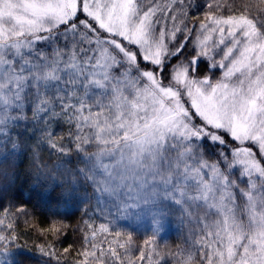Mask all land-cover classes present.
I'll use <instances>...</instances> for the list:
<instances>
[{"label": "snow or ice", "instance_id": "1", "mask_svg": "<svg viewBox=\"0 0 264 264\" xmlns=\"http://www.w3.org/2000/svg\"><path fill=\"white\" fill-rule=\"evenodd\" d=\"M6 144L30 172L0 189V248L34 235L50 264H264V0H0ZM73 154L91 162L77 202L98 209L78 247L55 195L77 183ZM34 190L53 198L29 210ZM141 199L179 213L175 248L159 220L142 243L117 226Z\"/></svg>", "mask_w": 264, "mask_h": 264}, {"label": "trees", "instance_id": "2", "mask_svg": "<svg viewBox=\"0 0 264 264\" xmlns=\"http://www.w3.org/2000/svg\"><path fill=\"white\" fill-rule=\"evenodd\" d=\"M66 130V126L62 124H57L55 126V131L57 133H62ZM35 140V137H33ZM42 151L45 153L44 158L48 159L47 153L50 151L46 146H41ZM5 151L0 153V172L4 174H0V189L4 191L10 190L11 178H15L19 173H29L30 172V157L27 152L24 153L22 157H19L16 161L15 166H10V153L11 146L6 144L4 145ZM23 160L20 165V160ZM51 163L55 164V157L51 159ZM91 166L90 163H87L86 158L83 155H71L69 163L66 167L71 168L73 172H75L77 176L76 185L72 184L71 177L68 178V183L66 185H61V187L55 193L57 199H63L66 204L70 207L68 210L64 208L60 209L62 215L58 218L62 219L64 223L70 225L67 229L68 237L67 241L73 242L76 247L79 246L78 241L80 238V233L76 231L78 228L83 227L84 220L88 219V217H84L85 209H88L91 213L95 212L98 214V209L95 206V199H86L83 203H78L77 200L81 196L84 191H87L89 195L92 193V188L88 186L86 180L80 173V169L85 166ZM18 182V181H17ZM31 183V181H29ZM78 185V186H77ZM24 200L28 201L26 205H22L27 207L29 210L34 207L39 208L40 205L48 200H51V193H42L40 191L33 192L31 198L28 194H23L22 197ZM37 214H39L40 223H48L50 216L47 211L43 214H40V209L35 210ZM99 223V220L96 221ZM168 228L166 233L161 240H165L168 244L175 248L176 244L182 242V238L186 237L187 232L183 225L177 224L174 220H168ZM23 230V228H21ZM36 237L34 235L22 236L17 244L6 245L5 247L0 248V254L4 256L6 259V264H50V261L35 251L33 245ZM103 240V237H101ZM65 242L62 241V246ZM66 246V245H65ZM25 249H29L32 251H28ZM75 256V252L71 254L68 260V264H71L72 257ZM55 264V262H53Z\"/></svg>", "mask_w": 264, "mask_h": 264}, {"label": "rangeland", "instance_id": "3", "mask_svg": "<svg viewBox=\"0 0 264 264\" xmlns=\"http://www.w3.org/2000/svg\"><path fill=\"white\" fill-rule=\"evenodd\" d=\"M87 161V160H86ZM114 162L113 159H106L105 163L112 164ZM87 163H90V161H87ZM128 160L126 159L125 164L127 165ZM150 164V161L146 162V165ZM131 182V181H129ZM155 206L151 201H145L141 199L138 202V205H132L130 209L128 210L127 216L122 217L118 221V227H120L124 231H131L134 235V238L137 242L142 243L143 238L146 235H150L152 233V226L155 222V220L160 221V232H159V240L158 243L163 242L161 240V237H163L166 233L168 226V220H174L179 225H183L180 220V215L178 212L170 213L166 217H154L153 211ZM116 209H113V212H115ZM184 226V225H183ZM165 241V240H164ZM138 254V252H137ZM167 258H165L166 260ZM6 259L2 254H0V264H6Z\"/></svg>", "mask_w": 264, "mask_h": 264}]
</instances>
